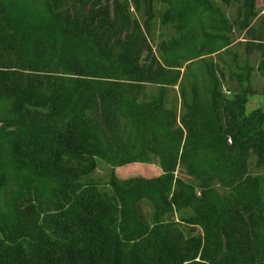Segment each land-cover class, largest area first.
Instances as JSON below:
<instances>
[{
	"label": "trees",
	"instance_id": "trees-1",
	"mask_svg": "<svg viewBox=\"0 0 264 264\" xmlns=\"http://www.w3.org/2000/svg\"><path fill=\"white\" fill-rule=\"evenodd\" d=\"M254 71L264 0H0V264H264Z\"/></svg>",
	"mask_w": 264,
	"mask_h": 264
},
{
	"label": "rangeland",
	"instance_id": "rangeland-1",
	"mask_svg": "<svg viewBox=\"0 0 264 264\" xmlns=\"http://www.w3.org/2000/svg\"><path fill=\"white\" fill-rule=\"evenodd\" d=\"M164 5L161 3L157 4V7L160 9L162 8ZM228 15L230 17H235L237 15V7L236 6H232V7H225ZM203 22L206 26L208 24V20L205 17H196L194 18V20L192 21L190 28H189V33L190 34H194L196 32V30L198 29L197 27V22ZM154 30L156 33V42L158 41L157 37L159 36V34L164 35L165 37H170L174 34V31L172 29H160L159 24L154 25ZM234 35L236 37H239L238 42L234 47L230 48L232 53H235L239 56V61L240 63H244V60L246 59V54H245V48L242 45L245 37L244 36H239L237 32L234 33ZM233 56L232 55H228L226 54V52H221L220 56H215V60L216 62L221 66V67H225L227 68V66H225V64L227 65H231L233 68L236 66L235 64H233ZM261 53L260 52H254L250 58L249 61L252 65H254V67H258L260 62H261ZM193 68V66H192ZM194 69L195 71L198 73V78L199 81L201 83V86L203 88H206L208 83H207V77L205 75L204 69L202 67V63L199 62H195L194 64ZM253 86H254V90L257 92V94H254L252 96L249 97L250 101L247 105V109L249 112L259 109V108H264V77L261 75V73H259L258 71H254L253 72ZM227 86V85H226ZM176 97H178V105L180 104L179 102V96H178V88H176ZM173 98H175L174 95H172ZM110 171V167L103 163L100 162L99 163V168L97 169V171L95 172V174L93 175L94 178L99 179V180H106L108 173ZM160 168L157 166V164L155 162L149 163V164H144V165H136L132 168H124V169H118V172L120 173V175L125 176V177H129L135 174H141L147 177H151V176H155L158 175L160 173ZM146 214H150L151 209L149 207V205L144 204L143 206Z\"/></svg>",
	"mask_w": 264,
	"mask_h": 264
},
{
	"label": "built area",
	"instance_id": "built-area-1",
	"mask_svg": "<svg viewBox=\"0 0 264 264\" xmlns=\"http://www.w3.org/2000/svg\"><path fill=\"white\" fill-rule=\"evenodd\" d=\"M227 94H230L229 92H227Z\"/></svg>",
	"mask_w": 264,
	"mask_h": 264
}]
</instances>
